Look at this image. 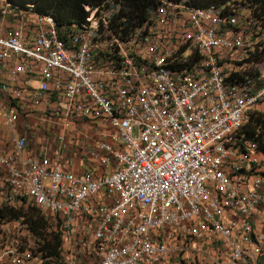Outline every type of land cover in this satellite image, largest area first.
<instances>
[{"label":"built area","instance_id":"obj_1","mask_svg":"<svg viewBox=\"0 0 264 264\" xmlns=\"http://www.w3.org/2000/svg\"><path fill=\"white\" fill-rule=\"evenodd\" d=\"M232 8L238 16L226 9L223 16L192 17L167 3L149 12L172 10V18L143 24L130 32L135 45H120L117 33L51 31L49 22L18 16L0 1V163L48 204L66 247L63 264L212 261L208 252L193 260L184 249L180 259L161 256V249L180 248L164 247L171 227L214 228L219 239L208 242L217 255L228 253L223 264H264V159L249 147L244 155L228 154L227 146L243 145L241 137L207 149L246 106L264 104V21L240 4ZM169 19H180L181 27L169 30ZM137 30L147 38H137ZM180 39H188L184 57L206 53V63L199 71L158 75L154 57ZM105 58H120V65H105ZM146 205H157L154 217L139 216ZM160 216H170V224ZM126 224H134L135 237H127ZM101 230L127 237V244L86 257ZM145 237H155L157 247L135 258L134 243ZM241 243L255 246L251 260L229 258ZM17 255H7L8 263Z\"/></svg>","mask_w":264,"mask_h":264},{"label":"trees","instance_id":"obj_2","mask_svg":"<svg viewBox=\"0 0 264 264\" xmlns=\"http://www.w3.org/2000/svg\"><path fill=\"white\" fill-rule=\"evenodd\" d=\"M7 9L19 15L22 11H28L30 17L37 14L50 16L56 22L58 28L74 29V26L88 24V19H93L94 35L106 36V33H117L118 41L127 42L130 32L143 24H154L160 17L159 12H149L151 9H167L176 5H187L192 8L213 7L221 11V16L236 15L232 4H240L253 12L255 18L264 21V0H7ZM118 7L117 12L111 13V7ZM95 15L92 16V12ZM113 16L112 22H103L104 16ZM91 17V18H90ZM34 19V20H35ZM96 27V28H95ZM147 36V31L137 30V37ZM188 50L185 44L176 53L175 58L180 57ZM196 57V55H194ZM113 59V58H109ZM191 60V59H190ZM181 63V62H180ZM250 112V111H249ZM244 141H252L258 150L264 153V112L256 110L248 113V119L241 130ZM262 175V174H261ZM264 175V174H263ZM14 197L17 199L14 200ZM11 197L0 210L1 223L20 222L26 226L36 241L40 242L41 255L46 260L53 258L57 264L62 258V240L60 231L52 223V218L35 206L26 198L16 195ZM53 224V225H52ZM43 259V258H42ZM45 264V261L43 262Z\"/></svg>","mask_w":264,"mask_h":264},{"label":"bare ground","instance_id":"obj_3","mask_svg":"<svg viewBox=\"0 0 264 264\" xmlns=\"http://www.w3.org/2000/svg\"><path fill=\"white\" fill-rule=\"evenodd\" d=\"M178 8H183V11L185 12H192V17H199V15L204 17H211L215 15L214 13L216 11V9L213 7L192 8L184 4L176 5L170 7L169 9H178ZM162 12L157 20L161 18ZM165 14L171 15L172 10L166 12ZM35 20H42L49 22L51 31L60 30V28L57 27L54 19L50 16L37 14ZM88 22H89L88 24L86 23V24L74 26L76 27L74 28L75 32L78 33L79 35H88L90 34V31H94L95 33L93 27V19H88ZM36 32L40 35V37H42L41 29H36ZM137 38H147V36H143V37L138 36ZM117 44L135 45V38L132 40L130 39V41L127 40V42L118 41ZM88 51H95V43H88ZM177 51L178 50H176V52ZM173 56H174L173 50L166 49L163 51L162 54H159L154 57V68L156 69L158 75L174 76V75H179L181 71L195 72V71H199L200 66L206 63V53H199L198 55H196V57L193 56L191 60L181 63L176 61L173 58ZM105 65H120V58H113L112 60L109 58H105ZM261 105H262L261 103H252L249 106H246L242 110V116L240 120L236 121L235 124H230L226 129L222 131L221 135H218L212 141L207 142L208 151H215L219 146H226L229 144L237 143L238 138L241 137V143L243 145L227 146L228 154L244 155L245 153H248V147H249V152L251 155L262 157L257 146L254 145L252 141H244L243 135L241 134V130L243 129V127L247 122L249 111ZM2 148H9V147L2 146ZM262 158L264 159V157ZM0 171H1L0 195H2V192H6V191L9 192L12 197L16 195H20L26 198L29 202L34 203L38 207L43 208L49 212L48 204L41 202L39 201L38 198L32 196L30 193V188H22L19 187V185H17L15 181V177H13L12 174H10L9 169H5V163H0ZM4 205L5 203L2 201V199H0V210L3 208ZM155 212H157V205H146L144 209H139V216L142 218H151L154 217ZM160 223L170 224V216H160ZM208 230L212 233L213 237L219 239V232L215 231L214 228H208ZM126 231H127V237H135L134 224H126ZM151 232H158V225H151ZM208 235H210L211 237V234H207L206 232L199 231L198 229L185 228V227H171L169 228L170 237L180 236L179 239H181V237L184 236L187 242L184 244H175L173 243V241L176 240L170 241V238L165 239L164 247H177L178 245H180V248L161 249V256H166V258L168 259L169 257H172L173 259V257L178 256L180 253H183V249H184V253H191L196 260L204 258L205 252H208V258L211 259L213 254H211L210 249L202 248L200 246H197L196 245L197 243L190 241L192 238L194 241L199 240V243H204ZM244 235H252V228H244ZM127 237L109 236V230H101L99 231V236H96L95 238L92 239L93 249H85V256L99 257L100 251L110 250V246H111V253H118L127 244ZM233 239L234 240L243 239V232H233ZM259 239H264V231H259ZM150 247H157V240L155 237H145L143 240H137V243H134V250H136L135 258H143L144 250H149ZM61 253H62V258L57 264H63L62 259L64 256H66L65 245H62ZM251 254H255V246H253L250 243H241L240 247H232L229 250V258H237L241 255V259L251 260ZM227 260H228V253H221L220 258L218 259L216 258L213 259L212 261H209V264H223V261H227ZM253 264H260V260H253Z\"/></svg>","mask_w":264,"mask_h":264},{"label":"rangeland","instance_id":"obj_4","mask_svg":"<svg viewBox=\"0 0 264 264\" xmlns=\"http://www.w3.org/2000/svg\"><path fill=\"white\" fill-rule=\"evenodd\" d=\"M0 1H4L6 6H7V3L9 2L7 0H0ZM109 6H112L111 13H109V15L114 14L115 11L118 10L117 6H113V5H109ZM162 11H163L162 16L159 20H157V22H163L167 20L168 17L172 18V14L171 15L165 14L166 12H169L170 10L168 11L162 10ZM236 11H237L236 15H233V16L239 15V9H237ZM29 14L30 13L28 11H22L18 16H30ZM214 14H215L214 16H221V11L216 10ZM94 15H95V11L92 12V16ZM32 19L34 20V17H32ZM168 27H169V30H178L181 27V20L180 19H169ZM41 32H42V29H41ZM35 34H36L35 37H40V35L36 32V29H35ZM185 44H188V39H180V41L177 43L174 49H172L173 54H174L173 58L178 62H187L191 59V58L184 57V56H187V51L183 53L180 57L175 58L176 53ZM176 50L178 51L176 52ZM254 110L258 112H264V105H261L255 109H252L250 110V112ZM261 174L262 175L264 174V170H262ZM262 186H264L263 178H262ZM15 199L17 198L14 197V200ZM43 211L46 212L51 217L50 213L47 210L43 209ZM5 224L0 223V237L8 234V236L2 237V239L0 240V264H9L8 257L6 256L14 254L17 250H18V255L16 256V260H11L10 264H38L40 262L41 264H43L44 261L46 264L48 262H52V263L54 262L53 258L52 259L48 258L46 260L44 257H42L41 255L42 252L40 251V242L36 241L35 238H33L32 234L29 232L26 226H24L20 222L7 223V226ZM19 232H20V237H19ZM28 252H32V259L28 258ZM185 254L192 256L191 253H185ZM179 255H183V253H180ZM169 259H172V257H169Z\"/></svg>","mask_w":264,"mask_h":264},{"label":"crops","instance_id":"obj_5","mask_svg":"<svg viewBox=\"0 0 264 264\" xmlns=\"http://www.w3.org/2000/svg\"><path fill=\"white\" fill-rule=\"evenodd\" d=\"M34 17V19H35V15L33 16ZM36 35V34H35ZM2 146L3 147H9V148H11V141L10 140H2ZM261 153V156L262 157H264L263 155H264V153H262V152H260ZM264 179V175H261V179ZM0 179H1V177H0ZM12 196L10 195V193L9 192H2V195H0V199H2V201L6 204V203H8V201H9V199L11 198ZM14 197V196H13ZM0 223H1V219H0ZM200 231V230H199ZM203 232H206L207 234H211V237H210V235H208L207 236V239H205V241H204V243H199V240H193L192 238H191V242H195V243H197L196 245L197 246H200V247H202V248H205V249H210V252H211V254H213L212 255V260L213 259H218V258H220V255L219 256H217V250L216 249H212V244L211 243H209L208 242V240H213V239H217V238H215V237H213V235H212V233L208 230V228H205V229H203L202 230ZM209 231V232H208ZM173 238V239H172ZM180 238V236H177V237H175V236H173V237H170V241H173V240H176V241H173V243H175V244H184V243H186L187 242V240H186V238L184 237V236H182L181 237V239H179ZM178 240V241H177ZM185 241V242H184ZM186 255H188V254H186ZM183 256L182 255H178V256H175V257H173V259H180V258H182ZM192 259L193 260H196L195 258H194V256H192ZM201 259H203V258H201ZM201 259H198V260H201ZM177 264H184V262H177Z\"/></svg>","mask_w":264,"mask_h":264}]
</instances>
